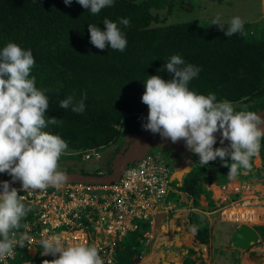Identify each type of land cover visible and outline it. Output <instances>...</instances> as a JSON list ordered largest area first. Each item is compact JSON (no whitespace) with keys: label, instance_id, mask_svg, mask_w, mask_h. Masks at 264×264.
Returning <instances> with one entry per match:
<instances>
[{"label":"trees","instance_id":"obj_1","mask_svg":"<svg viewBox=\"0 0 264 264\" xmlns=\"http://www.w3.org/2000/svg\"><path fill=\"white\" fill-rule=\"evenodd\" d=\"M165 1L113 0L112 6L94 15L77 0H72L70 6L64 0H0V50L14 42L32 51L35 65L30 78H35L36 87L49 98L46 119L62 120L45 131L60 135L68 144L67 150L73 152L117 146L105 165L108 173L128 137L138 138L146 131L143 125L147 123L149 110L141 99L145 81L152 75H159L165 81L172 79L173 74L158 71L165 68L172 55H179L185 64L201 69L189 82L190 90L203 95L215 93L217 101L228 100L236 110L256 111L258 115L264 110V32L254 33L244 24L242 33L227 37L217 25L198 21L170 24L172 11ZM105 18L117 23L124 33L127 40L124 51L109 46L101 50L90 42L89 24H96L103 31ZM124 18L130 22L128 27L120 24ZM223 24L227 29L228 24ZM68 96H73L74 103L86 96L83 113L73 112L71 106L66 110L58 106ZM158 146L154 144L151 151H161ZM216 147H221L220 142ZM186 155L193 165L181 181L171 184L164 201L174 202L176 209L187 207L181 201L183 194L193 202L192 208L200 207L202 196L214 206L208 184H224L229 180L264 183V140L259 154L251 160V170L239 169L234 179L228 178L229 169L221 166L219 158L202 166L199 157L191 151ZM258 156L261 168L254 162ZM81 158H69L62 170L71 173L75 165L72 160L79 162ZM226 159L231 163L230 158ZM30 220H33L31 211L22 224ZM205 220L203 213L193 212L188 230L195 227V240L208 245L210 228ZM136 223L138 230L128 232L118 243L115 264H139L144 245L149 247L144 238V233L150 230L149 222ZM256 230L264 239V226H257ZM17 253L12 264L42 263L56 258L51 255L32 258L23 249ZM193 254L195 250L189 249L182 264H195L191 259Z\"/></svg>","mask_w":264,"mask_h":264},{"label":"clouds","instance_id":"obj_2","mask_svg":"<svg viewBox=\"0 0 264 264\" xmlns=\"http://www.w3.org/2000/svg\"><path fill=\"white\" fill-rule=\"evenodd\" d=\"M262 2L264 9V0ZM64 3L70 6L72 0H64ZM77 3L95 15L112 6L113 0H77ZM103 24V31L96 24H89L90 42L101 50L109 46L124 51L127 40L117 23L105 18ZM120 24L128 27L130 22L124 18ZM210 25L219 26L225 36L231 37L243 32L244 21L239 16L233 17L225 29L217 15ZM34 65L30 49L24 50L9 42L0 50V173H7L13 182L19 181L23 192L60 187L67 180L65 172L59 168V159L68 144L60 135L45 131L49 125H58L62 120L46 119L49 98L36 87L35 78H30ZM165 70L173 74L172 79L165 81L159 75H152L145 81L141 99L149 111L143 128L172 143L183 140L186 149L199 157L202 166L219 158L221 166L229 169V179H234L241 168L250 171L251 160L259 154L264 140V116L256 111L236 110L228 100L217 101L215 93L203 95L190 90L189 82L201 69L185 64L179 55H172L165 68L158 71ZM85 99L86 96L74 103L73 96H68L58 106L65 110L71 106L73 112L83 113ZM217 132L221 134V147L214 148ZM225 141H228L226 146ZM226 158H230L231 163ZM105 169L98 168L104 173ZM95 174L88 176H97ZM30 211L24 196L19 195L15 187L8 181L0 182V258L12 256L14 247H24L25 241L31 240L27 233L19 231L27 227L22 220ZM195 230L193 227L192 231ZM61 241L60 235L42 239L41 255L56 258L37 264H104L95 245L65 246Z\"/></svg>","mask_w":264,"mask_h":264},{"label":"built area","instance_id":"obj_3","mask_svg":"<svg viewBox=\"0 0 264 264\" xmlns=\"http://www.w3.org/2000/svg\"><path fill=\"white\" fill-rule=\"evenodd\" d=\"M103 150V147L77 152L66 150L59 159V168L65 169L69 158L78 156H82V161L99 162L103 159ZM163 155L158 151L138 158L122 172L120 180L111 185L63 183L60 187L49 186L35 192L16 188L18 194L24 196V203L30 205L33 216V220L25 223L27 227L19 231L27 233L31 240L25 241L24 247H14L13 255L0 258V264H12L21 249L32 258H46L39 251L40 241L53 235H60L65 246L76 243L95 245L105 264H115L116 247L128 232L138 230L136 221L149 222L150 230L144 233V238L151 244L156 237L154 218L176 210L174 204H165L164 201L171 184L181 181L180 167L168 165ZM170 162L180 165L174 156ZM104 174L98 170L95 175ZM0 177L12 179L7 173H0ZM263 188L264 183L256 180L208 184L207 190L212 193L215 204L211 206L204 196L207 205L201 213L210 226L217 221L237 228L247 225L255 229L259 226L257 222L264 220Z\"/></svg>","mask_w":264,"mask_h":264},{"label":"rangeland","instance_id":"obj_4","mask_svg":"<svg viewBox=\"0 0 264 264\" xmlns=\"http://www.w3.org/2000/svg\"><path fill=\"white\" fill-rule=\"evenodd\" d=\"M165 4L167 5L168 9H171L172 13L169 16L168 23L170 24H177V23H187V22H193V21H198L203 24H211V21L219 15L221 18V23H227L229 24L230 20L233 17L239 16L243 21L244 24L249 26V29L252 30L254 33H261L262 31L264 32V23H263V15H262V0H166ZM156 11V10H155ZM170 142L171 144H167L165 142ZM184 141H179L177 143L180 144L179 146V151L182 150L181 152H185L188 149H181L182 147L186 148ZM157 144H161L162 146H170L168 148L161 149V152L164 153V159L170 165L171 167H180L181 169H186L184 173L187 171V166L185 165V158L182 156H176L173 155V150L176 148L177 143H172L168 139H162L158 138L156 139ZM117 146H112L110 148H107L104 150V159L92 163L91 161H82L80 160L79 162L74 161V167L72 172L80 173V174H92L94 175L97 173L98 168H103L107 160L112 156V154L115 153ZM145 146L143 145L137 152L136 156H140L143 154ZM189 151V150H188ZM158 150L154 149L151 151V153H157ZM175 157L178 161H180V165L178 164H173L170 162L169 158ZM109 161V160H108ZM255 165L259 168L262 166V162L260 157L258 156L255 159ZM106 167V166H105ZM107 168V167H106ZM62 170V168H60ZM71 172V173H72ZM109 172V169H105V173L107 174ZM264 190V188H263ZM172 200L175 201V198H172ZM190 202L188 203L187 208L184 209V211L181 214H178L180 221L188 222L186 223V230L185 232L188 231V226H189V216L193 212H201L205 209L207 203L202 196L200 198V207L199 208H192V201L189 200ZM172 204L175 205L174 202H171ZM176 206V205H175ZM186 206V205H185ZM173 213V212H172ZM174 214V213H173ZM163 218V217H162ZM155 221V220H154ZM262 222V221H261ZM257 222L259 226H264V220L263 222ZM205 225L210 228V240L209 244L206 245L208 248H205V250L209 251V256L206 260H210V264H243L248 258L252 263L254 264H264V259L262 260L260 257L264 258V252L259 253V252H254L256 251L257 248H264V244H256L254 248L252 249V256L254 255V258L250 257H241L243 253L244 256H246V253L250 252H242L239 251L238 249H235L231 243L230 240V232H234V230L237 228L236 225L229 224V223H220L217 221H213L211 223L207 222L205 220ZM162 223L156 225V233L159 234V228ZM263 224V225H262ZM258 229V228H257ZM224 230L227 231V233H224ZM191 231V232H190ZM190 234H196V231L189 230ZM158 237V236H157ZM192 237V236H191ZM156 238V237H155ZM196 241V240H195ZM196 243H198L196 241ZM191 245V244H188ZM150 246V243H149ZM151 247V246H150ZM194 247H196L195 254H193L194 263L195 264H206L205 259L202 257H197V253L201 252V247L196 244ZM188 247L185 246V249ZM172 248H170L171 250ZM181 251L179 256L176 257L175 262L182 264L185 257L187 256V253H184L180 248L174 247V252L177 250ZM188 250V249H187ZM163 252L165 250H162ZM205 252V251H204ZM181 256V258H180ZM195 257V258H194ZM173 257H171L172 259ZM210 258V259H209ZM179 259V260H177ZM226 259L224 262L223 260ZM166 261V260H165ZM207 262V261H206ZM228 262V263H226ZM162 264V261L159 257V251H157L154 248H149L144 245L143 247V257L142 260L139 264ZM165 264V262H164Z\"/></svg>","mask_w":264,"mask_h":264},{"label":"water","instance_id":"obj_5","mask_svg":"<svg viewBox=\"0 0 264 264\" xmlns=\"http://www.w3.org/2000/svg\"><path fill=\"white\" fill-rule=\"evenodd\" d=\"M259 115L264 116V110L259 113ZM216 136L217 142H220L221 134L220 132H217L214 134ZM159 134H153L150 131H144L138 138H135L134 136L128 137L127 144L123 145V148L120 150V152L116 155L114 161L112 162V165L110 167L111 173L107 174L105 176H88L83 175L80 173H65L67 176V180L64 183H84V184H90V185H111L113 183H116L120 180L122 172L135 160L138 158L146 155L149 151L153 149V145L157 144L156 139ZM152 139V141H150ZM131 140V141H130ZM227 142V141H225ZM167 144H170V142H167ZM145 146L143 150V154L140 156H136V152L142 147ZM159 149L163 148H169L170 146H158ZM185 152H179V156H183L185 158V165L187 166V171L184 173V171L179 172V176L182 180V178L188 173L190 168L193 165V162L188 159V156ZM177 153L173 151V155ZM176 161L180 163L177 159ZM2 181H8L11 185V187L15 188H21V183L19 181L13 182L9 179H3L0 177V182ZM231 243L235 249H238L242 252H250L254 248V246L259 242L260 237L256 229L247 226L242 225L239 228H237L232 236L230 237ZM165 256V255H164ZM253 257H255L253 255ZM262 260L264 258L260 257ZM165 264H173L165 261ZM178 264V263H175Z\"/></svg>","mask_w":264,"mask_h":264},{"label":"crops","instance_id":"obj_6","mask_svg":"<svg viewBox=\"0 0 264 264\" xmlns=\"http://www.w3.org/2000/svg\"><path fill=\"white\" fill-rule=\"evenodd\" d=\"M261 5H262V13H263V2ZM179 146H180V144L177 143V146L174 149V152L179 153L181 151V150L180 151L178 150ZM182 149L184 150L186 148L182 147ZM185 170L181 169V171H185ZM181 201L184 202L187 206H188V203L190 202L189 198L184 194L182 195ZM184 209L185 208L176 209V210L172 211L174 214L172 212H170L168 215H161L160 214L154 218L156 225H157V222H158V225L160 223H162V224L160 227H158L160 233L155 234L156 238L150 244L151 247L149 246V248H154L157 251H159V257L162 261V264H164L165 260L169 263H173V264L177 263V262H175V259L177 256H179L181 251H178L176 249L177 251L174 252V250H173L174 247L180 248V250H182V252H183V255H184V253L189 252V249L196 250V247H194V246L196 244L198 245V243H196V241H195V234H192V233L190 234L191 231L189 232V230L187 232H185L186 227H187L186 223H188V222L180 221L179 216H177L178 214H181L184 211ZM190 217H191V215L189 216V219H190ZM224 233H227V231L224 230ZM232 234H233V231L230 232V237L232 236ZM188 244H191V245H188ZM185 246L188 247L187 248L188 250L185 249ZM199 246L201 247V252L197 253V257L204 258L205 263L210 264L211 259L209 258L210 260H206L209 256H211V254H209V251L205 250V248H208V247L206 245H203L200 243H199ZM170 248H172V249L170 250ZM257 249L261 250L262 248H257ZM162 250H165V251L163 252ZM254 252L257 253V251H254ZM241 254H242L241 257H247V258L250 257L251 259L254 258L252 256V252L246 253L245 254L246 256H244L243 253H241ZM186 255H188V254H186ZM172 256H173V258L171 259ZM180 258H181V256H180ZM192 258H193V256H191V259ZM177 260H179V259H177ZM192 260H195V259H192ZM223 261L225 262L226 259H224ZM226 263H228V262H226ZM147 264H150V263H147ZM178 264H180V263H178ZM220 264H221V262H220ZM243 264H254V263H252V261H250V259L248 258Z\"/></svg>","mask_w":264,"mask_h":264},{"label":"flooded vegetation","instance_id":"obj_7","mask_svg":"<svg viewBox=\"0 0 264 264\" xmlns=\"http://www.w3.org/2000/svg\"><path fill=\"white\" fill-rule=\"evenodd\" d=\"M179 162H180V161H179ZM6 179H7V178H6ZM9 180H10V179H9ZM255 229H256V228H255ZM234 231H235V230H234ZM259 237H260V240H259V242H258L257 244H262V245H263V244H264V239H262L260 235H259ZM256 251L259 252V253H261V252L263 253V252H264V251H261L260 249H257Z\"/></svg>","mask_w":264,"mask_h":264},{"label":"bare ground","instance_id":"obj_8","mask_svg":"<svg viewBox=\"0 0 264 264\" xmlns=\"http://www.w3.org/2000/svg\"><path fill=\"white\" fill-rule=\"evenodd\" d=\"M260 211V213H262V211L261 210H259ZM173 257V256H172Z\"/></svg>","mask_w":264,"mask_h":264}]
</instances>
